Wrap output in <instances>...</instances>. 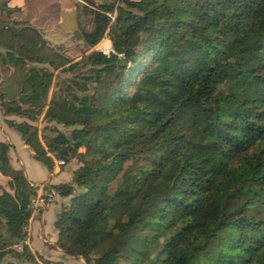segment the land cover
I'll return each instance as SVG.
<instances>
[{"label": "trees", "instance_id": "16d2710c", "mask_svg": "<svg viewBox=\"0 0 264 264\" xmlns=\"http://www.w3.org/2000/svg\"><path fill=\"white\" fill-rule=\"evenodd\" d=\"M99 1L76 4L78 61L30 24L0 22L5 124L48 172L79 163L51 187L69 199L54 245L85 264H264V0ZM104 37L108 55L95 50ZM39 65L87 67L80 95ZM41 117L70 133L39 137ZM10 149L0 142V264H35L12 249L37 188Z\"/></svg>", "mask_w": 264, "mask_h": 264}, {"label": "crops", "instance_id": "0c3cea01", "mask_svg": "<svg viewBox=\"0 0 264 264\" xmlns=\"http://www.w3.org/2000/svg\"><path fill=\"white\" fill-rule=\"evenodd\" d=\"M31 1L36 3L35 0H30V2ZM46 1L54 2L55 0ZM67 1L69 4L68 6L73 8H76V4L79 2V0ZM25 5V0H0V22L5 24L22 22L33 26L34 17L23 16L26 7ZM33 9L35 10V13L33 12L32 15L36 14V7ZM33 27L39 30L37 27ZM42 36L48 44L55 47L57 45H62L63 47L68 48L73 44L83 45L82 35L79 29L71 35L51 32L47 36H44V34H42ZM8 119L19 122L17 117H10ZM4 121L5 117L2 116L0 111V142L11 145L9 151L10 165L15 170H21L24 178L29 184L46 183L50 187H53L71 182L72 172L77 168L75 163H71L73 164V167L70 169H67L66 166H54L52 172H48L47 169L34 158L33 152H31L24 144L20 135L15 130L8 127ZM67 203L68 198H61L59 195H56L53 202L48 204L41 213L34 215L28 224L29 234L27 236V249L34 256L35 261L38 264L40 263V260L59 264H74L76 262V259L66 255L54 245L57 240V232L54 229V222L61 212V207L65 206ZM15 250L20 252L16 248ZM77 261L83 262L81 259ZM18 263L29 264L27 262L23 263L19 261Z\"/></svg>", "mask_w": 264, "mask_h": 264}, {"label": "rangeland", "instance_id": "374dc122", "mask_svg": "<svg viewBox=\"0 0 264 264\" xmlns=\"http://www.w3.org/2000/svg\"><path fill=\"white\" fill-rule=\"evenodd\" d=\"M35 2L36 3L32 2V1L30 2V0H25V3H26L25 6L26 7H25V10L23 12V16H26V17L27 16H29V17L33 16L34 17L33 26L37 27L39 29V31L42 34H44V36H47L51 32L65 33V34L71 35L75 31L78 30L76 8L69 7L67 0H58V1L55 0L54 2L53 1H46V0H35ZM79 2H80V0H79ZM94 2H95V4L100 3L99 0H94ZM34 7H36V14L32 15L33 12L35 13V10L33 9ZM81 25L83 26V28L85 30H89L90 19H88L86 17H81ZM175 46L180 50L186 49V47H184L178 43H175ZM103 47L105 50L108 48L111 49V44H110V41L107 37H104V39L96 46V50L100 51L99 49L103 48ZM55 48L60 52H63V51L69 52V55L71 57H73V56L77 57L75 59V61L79 60V58H80L79 54L83 50V47L79 44L78 45L77 44L70 45L68 48L63 47L62 45H57ZM110 52L111 51H108L106 54L108 55ZM37 67H42V68L46 69L47 71L53 72L52 69L49 68L48 66L39 65ZM87 70H88L87 67L86 68H80L79 67V69H77L76 72L61 73L59 71H55V72H53V74L55 77V82H59L63 88L69 87L72 92H74L76 95L79 96L80 94L74 88L72 80H76V81L80 82L81 79H79V76H81L82 74H85V72ZM18 121L20 122L21 119H19ZM33 125H35L37 127L39 137H41L43 135L50 137L52 135V132L50 131V129H56L57 131L65 134V135H68L71 131V128H66V127H63L61 125H56L55 123H46L45 121H43L42 117L39 118V120L36 123H34ZM46 127H48V128L46 129ZM83 151H84L83 149L79 150L80 153H83ZM54 161H58V160H54ZM69 163L64 162L63 165L58 166V167H65L66 166L67 169H70L73 167V164H71V163H75L77 165V168L79 166V163L76 159H71V161ZM54 166H56L55 162H54ZM55 193H56V191H55ZM56 195H58V194L56 193ZM56 195H55V197H56ZM68 205H69V199H68V203L65 206H68ZM12 249H15V247H12ZM73 258L76 259V262L74 264H85L84 261L83 262L77 261L80 258H75V257H73ZM5 261H12V262H15L16 264H20V263H18L17 259L11 258L9 256L5 258L4 262ZM35 264H38V263H36V261H35ZM39 264H59V263L45 262L44 260H40Z\"/></svg>", "mask_w": 264, "mask_h": 264}, {"label": "built area", "instance_id": "2783aa9c", "mask_svg": "<svg viewBox=\"0 0 264 264\" xmlns=\"http://www.w3.org/2000/svg\"><path fill=\"white\" fill-rule=\"evenodd\" d=\"M99 50L103 54H106L108 51H112L110 48L105 50L104 47L100 48ZM54 162L57 167L64 164L63 161H54ZM29 185L31 187L37 188V192L36 195L33 198H31L29 202V208L31 210V213L27 225L24 228V231L26 233V238L21 244L15 246V248L19 251H21L22 246H26V247L28 246V239H27V236L29 234L28 224L31 218L34 215H38L39 213H41L48 206V204H50L54 200L56 195L55 191L52 188H50L46 183H38V184L30 183Z\"/></svg>", "mask_w": 264, "mask_h": 264}]
</instances>
